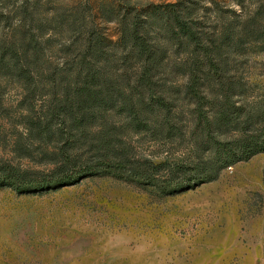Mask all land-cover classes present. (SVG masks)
Listing matches in <instances>:
<instances>
[{"label":"rangeland","instance_id":"374dc122","mask_svg":"<svg viewBox=\"0 0 264 264\" xmlns=\"http://www.w3.org/2000/svg\"><path fill=\"white\" fill-rule=\"evenodd\" d=\"M177 1L0 0V12L10 16L6 37L19 38L26 30L38 35L44 77L67 65L66 46L72 45L73 53L83 46L84 35L72 36L70 20L96 27L110 39L108 50L116 49L120 57L119 25L104 18V9H114L121 19L133 8H164ZM180 1L194 7V19L210 42L219 43L229 23L248 24L256 16L264 20L257 11L264 0ZM257 26L261 30L245 36L238 49H222L215 60L220 72L208 66L200 72L204 83L211 72L216 90L220 74L225 86H233L232 104L241 111L236 120L209 129L212 105L205 103L199 120L194 106L179 100V115L171 125L149 121L151 130H139L117 109H109L106 121L91 126L97 132L106 123L117 136L125 132L133 159L140 160L136 168L184 164L188 170L180 179L190 181V187H163V173L151 180L134 178L133 167L42 190L0 183V264H264V150L223 162L225 146L240 135L245 138L254 130V137L264 141V23ZM164 34L155 27L153 37ZM168 47L169 66L157 80L173 93L186 83L182 67L188 48ZM107 70L129 95L141 73L134 63ZM43 77L33 72L28 89L0 76V170L35 177L50 173L59 160L60 137L41 138L30 129V120L40 122L41 110L51 101ZM85 149L79 152L84 159L90 157Z\"/></svg>","mask_w":264,"mask_h":264},{"label":"trees","instance_id":"16d2710c","mask_svg":"<svg viewBox=\"0 0 264 264\" xmlns=\"http://www.w3.org/2000/svg\"><path fill=\"white\" fill-rule=\"evenodd\" d=\"M258 4V15H264V5ZM103 14L104 18L114 19L119 25L118 44L122 47L121 56L117 57L116 49L108 50L110 39L104 38L96 27H89L86 20L73 19L70 20L69 29L72 30V36L78 32L84 35L82 48L73 53L72 45L66 46L64 50L71 57L67 59V65L55 67L43 77L40 72L42 48L38 35L26 30L19 38L6 37L4 27L10 24V16L0 12V76L11 77L28 89L31 88L32 74L35 71L47 81L51 101L47 108L41 110L40 122L30 120V129L41 138L59 136L61 142L57 153L59 160L50 173L31 177L18 170L10 173L7 169H2L0 171L5 173L0 175L1 184H10L20 190H42L73 184L88 176L133 167L134 178L151 180L163 173V177L170 179L162 181L163 187L185 190L190 187L187 185L190 181L180 179L188 170L184 164L169 165L165 162L153 163L146 169L143 164L136 168L135 161L138 163L140 160L133 159L131 146L123 139L125 132L117 136L106 123L101 130L93 132L92 124L106 121L104 117L109 109H117L118 114L125 115L124 120H127L125 122L128 125L139 130H151L149 121L155 125H171L173 118L179 115V100L194 106L193 110L199 120L204 117L205 103L212 105L209 129L212 125L220 128L222 124L236 120L238 114H241L232 104L234 88L223 84V75H216L221 85L216 90L212 81L210 82L215 78L211 72L205 75V83L201 80L200 72L203 66H208V69L215 67L220 72L215 60L219 59L222 49L233 45L238 49L245 36L261 30L257 25L259 22L264 23V20L259 21L256 16L248 24L229 23L220 42L215 43L201 33L202 27L194 19V7L180 0L169 3L164 8L153 5L145 6L142 11H135L133 8L121 19H116L114 9L106 8ZM155 27L164 29V37H153ZM262 29L264 30V26ZM168 46L188 48L182 67L186 83L182 90L173 93L163 85L159 86L157 80L158 75L169 66ZM118 63L129 66L134 63L141 71L130 95L125 89H118L107 73L108 67ZM167 130L171 132V126ZM256 135L253 130L245 138L240 135L239 139L228 142V146L223 147V162L235 158H250L263 151L264 141L254 137ZM119 137L122 138L118 139ZM83 146L87 147L85 150L90 154L89 158L84 159L79 154ZM151 167L156 170L152 172ZM215 171L216 169L213 172ZM189 180L193 181L192 178Z\"/></svg>","mask_w":264,"mask_h":264}]
</instances>
